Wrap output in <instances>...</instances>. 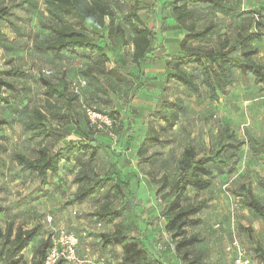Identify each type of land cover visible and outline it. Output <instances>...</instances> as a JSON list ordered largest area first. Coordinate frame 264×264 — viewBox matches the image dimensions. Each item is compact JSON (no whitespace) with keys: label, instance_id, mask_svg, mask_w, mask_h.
<instances>
[{"label":"trees","instance_id":"1","mask_svg":"<svg viewBox=\"0 0 264 264\" xmlns=\"http://www.w3.org/2000/svg\"><path fill=\"white\" fill-rule=\"evenodd\" d=\"M212 1L214 0H179V3H183H176L173 7L176 22L185 31V35L180 42L179 52L172 55L165 66L164 81L166 84L176 82L182 85L188 94L194 96L206 90L209 98L216 101L222 95H227L234 87L236 73L243 76L252 75L256 83H264V65L259 61L260 48L257 45V42L264 38V18L259 13L249 12L253 17L251 27L247 29L241 27L235 36L224 34L218 48L194 46V43L207 40L213 35L216 27L209 24L204 28H198L195 23L190 22L194 16V9L188 4ZM15 8H27L32 12L41 11L40 30L33 39V49L40 55L51 57L55 53L76 54L78 50L89 51L90 54H86V57L91 59L92 64L82 71L87 78L97 77V73L124 77L125 67L118 65L116 69L112 68L113 61L108 47L101 43L103 37L107 35H119L126 44H132L133 61L141 67L138 74L129 72L131 79L138 82L137 89L145 86L142 66L154 50L155 31L142 17L137 1L125 12L122 23L119 24L116 23L114 8L104 0H23ZM14 16L15 12L10 8L0 10L1 20H9ZM70 18L74 21H70ZM42 31L47 34L46 39L39 37ZM127 35L129 39L126 38ZM189 67H193L194 71L188 72ZM25 74L26 71L16 66L5 72L9 78L22 77ZM45 74L46 71H42L40 75L44 87V105L20 111L23 129L33 138L39 137L42 140L51 139L53 136V121L59 120L58 113L62 111L59 101L64 100L69 108L78 98L76 92H70L73 82L67 80L64 75L53 81L47 79ZM9 78L0 76V107L12 104L10 96L4 92V89L7 91L15 89V81ZM155 102L152 103L154 105L150 107L148 114L150 119L148 134L141 138L136 154L143 162L151 165L156 162L157 153L147 156L150 149L169 145L170 141L166 139L164 133L178 125L188 107L181 96L175 99L156 97ZM138 117L140 114H137L134 120H138ZM151 120L160 121L164 126L158 130ZM7 124H9L7 118L1 117L0 130ZM75 126L77 138H69L65 146L57 147L49 141V144L41 146L34 153L35 156H28L22 152H14L11 155L18 175L28 172L34 174L38 181L37 188L23 200L33 202L43 196L49 184V175L57 173L65 161L75 167L73 182L78 186L68 200V205L86 201L96 202L99 199L93 217L97 223H115L124 216L129 205L136 209L134 205L136 196L131 183L129 180L122 181L117 164L113 169L107 168L103 172L98 166L85 161V154H90L92 160L97 154L100 155V146L84 141L86 137L83 129L78 124ZM118 136L120 142L121 136ZM245 144L246 141L239 138L235 130L228 125L220 127L217 144L214 147L207 144L203 155L187 138L178 159L177 176L173 180L167 173L156 177L155 183L159 185L157 195L161 200L160 216L165 220L166 234L185 264H204L203 256L193 253V249L202 243L204 238L191 230L201 224L199 214L208 207V201L200 198L201 193L214 185L217 176L234 172L235 166L231 165L229 160L236 158ZM111 147L115 151V148ZM1 150L0 144V152ZM240 189L246 198L247 207L264 220V204L251 188L242 186ZM2 192L3 188L0 186V214L5 211ZM191 195H194V198H190ZM118 199L124 201L123 206L114 205V201ZM39 229L38 225L27 229L22 226L16 227L13 221L8 222L4 230L0 229L2 264H29L24 259L23 252L34 240ZM109 246L122 248L124 264H154L144 243L132 236L122 222L116 223L112 232L101 234V247ZM50 247L51 236L40 242L30 264H45ZM255 257L264 259V256ZM104 262L112 263L108 260ZM55 264L66 262L59 260Z\"/></svg>","mask_w":264,"mask_h":264},{"label":"rangeland","instance_id":"2","mask_svg":"<svg viewBox=\"0 0 264 264\" xmlns=\"http://www.w3.org/2000/svg\"><path fill=\"white\" fill-rule=\"evenodd\" d=\"M22 1L0 0V10L10 8L15 12V16L9 20L0 19V76L9 78L5 72L14 66L26 71L22 77L9 78L15 81L14 90L4 89L5 94L10 96L12 104L0 107V118L5 117L9 121V124L0 130V144L7 148L5 153L1 150L3 156H0V168L1 166H7V168H5V175H1L3 178L0 181L6 182L5 178H18V182L9 184L13 192H24L33 184L30 176L22 173L18 175L11 155L14 152H26L28 156L35 153L33 138L22 128L21 121L17 120V114L23 109L44 105V89L40 81L42 71L49 72L45 76L53 81H57L61 75L73 83L85 78L87 83L77 93L78 98L69 108L64 100L59 101L62 111L58 113L59 120L53 121L54 132L50 143L57 147L65 146L69 138L76 135L75 124H78L85 133L84 141L100 146L101 153L97 154L93 160L90 154H85L86 162L93 163L104 172L107 168L110 170L114 168L120 155L128 156L127 168L124 172L128 174L132 172L139 176L146 175V178L141 176L148 181L145 183L139 180V186L144 191L152 190V194L156 196L159 186L155 183L156 177L159 178L163 173H167L173 180L177 176L178 159L187 138L203 155L207 144L211 147L217 144L220 127L225 125L232 127L237 136L246 141V144L236 158L229 160V163L235 166L234 172L216 178L217 191L230 200L232 210L239 214L236 232L229 233L228 240L232 242L237 239L254 256H264V220L247 207L246 198L240 189L242 186L251 188L264 204V83H256L252 75L243 76L241 73H236L234 87L227 95H222L216 101L209 98L206 90L194 96L188 94L185 88L176 82L166 84L164 75L165 66L169 60L167 57L179 52L181 39L185 35V31L178 26L173 12V7L179 3V0H104L114 8L117 24L122 23L125 12L137 1L142 17L155 31L153 44L154 47L156 45V55L149 56L148 61L142 66L145 86L137 89L138 82L136 80L133 82L129 72L138 74L141 67L133 61L132 44H126L119 35H107L103 37L101 43L108 47L113 61L111 67L116 69L118 65H123L125 75L118 78L112 74L97 73V77L87 78L82 71L92 64L91 59L86 57L89 51H79L76 54L55 53L51 57L35 52L33 39L36 32L40 30L39 21L42 14L41 11L32 12L27 8H15ZM188 5L194 9V16L190 22L195 23L198 28H204L209 24H214L216 27L213 35L207 40L194 43V46L205 48H218L224 34L229 33L235 36L241 27L250 28L253 17L249 15V12L259 13L264 18V0H214L211 3ZM70 21L73 22L74 19L70 18ZM39 37L46 39L47 34L42 31ZM126 38L129 39V35ZM261 46L264 54V40ZM259 61L264 65V55ZM187 70L193 72L194 68L189 67ZM70 92L74 93L72 88ZM178 96L184 98L188 106L187 110L182 114L178 125L164 133L166 139L170 141L169 145L155 146L150 149L147 156L157 153L156 162L152 165L147 164L136 154L141 138L149 131L150 107L156 103V97L175 99ZM87 108L113 115L115 132L121 136V141L114 147L116 152L111 147L109 131L90 125ZM137 114H140V117L134 120ZM151 123L158 130L164 126L162 122L156 120H151ZM134 162L135 164H132ZM134 167L138 169L135 170ZM132 168L133 171H131ZM134 183L136 184L137 181L134 180ZM68 184L71 189L70 179ZM225 185L226 188H224ZM190 198H194V195ZM97 202L99 199L92 204L96 206ZM123 204L124 201L120 199L114 201L116 207H121ZM152 208L160 209L154 205ZM88 214L84 211L82 217H85L89 224H96L97 220L92 214ZM147 215L141 209L134 210L129 205L124 216L119 220L130 232L140 233L139 225L153 224ZM154 219L159 220V217ZM218 222L223 227L227 220L221 219ZM156 230L159 233V243L169 247L174 245L171 244L172 240L160 224H157ZM149 247L156 248L152 245ZM193 253L198 254L196 247ZM229 253L228 246L221 245V251L218 253L221 254L220 260H228ZM81 259L83 260V257ZM102 259L106 260L102 257L98 262L101 263Z\"/></svg>","mask_w":264,"mask_h":264},{"label":"crops","instance_id":"3","mask_svg":"<svg viewBox=\"0 0 264 264\" xmlns=\"http://www.w3.org/2000/svg\"><path fill=\"white\" fill-rule=\"evenodd\" d=\"M263 40L264 38L257 42V45L260 48L259 59L264 55L261 46ZM155 47L152 52L153 55H156ZM79 51L84 50H78L77 52ZM152 54L150 56H152ZM170 58L171 56L167 57V59ZM20 115V113L17 114V120L19 121ZM20 125L22 126V123H20ZM71 138L76 139L77 137L76 135H73ZM49 141L50 139L42 140V138L34 137L33 142L35 144V152L41 146L49 144ZM2 151L4 153L7 152L6 146L2 145ZM3 152H0L1 157L3 156ZM23 153L26 154V152ZM32 156L35 155L33 154ZM127 159L128 156L120 155L116 160L117 167L121 171L120 175L122 176V181H130L132 190L136 196L134 202L136 210L141 209L143 212L147 213V216L153 222V224L149 225H139L140 233L130 232L126 227L127 231L144 243L151 259L154 260V264H185L180 255L176 252L173 243H171L173 245L172 247L162 245L163 247L159 248V233L156 230V226L157 224H160L165 231L166 223L160 216L159 209L152 208V205L159 208L161 200L158 195L155 196L152 194V190H141V186H139L140 184L138 182L140 180L146 183L148 180L142 178V176H145L146 178V175L140 174V176L142 175L140 177L132 172L130 174L124 172V169L127 168ZM132 164H135V162ZM5 168H7V166H1L0 168V179L3 178L1 175H5L6 173ZM134 169L136 170L138 168L134 167ZM134 169L132 168L131 171ZM75 171V167L71 163L64 161L57 173L49 175V184L45 188L44 195L33 202L25 201L23 198L37 188L38 181L34 174L28 172L23 173L33 179L32 186L24 192H13L12 188L9 187L10 183L15 184L18 182V178H5L6 182L1 180L0 186L3 188L2 198L5 211L0 214V229L4 230L7 223L10 221L15 222L16 227L22 226L25 229L36 225L40 227L34 240L23 252L24 259L27 260L29 264L33 260L35 250L40 242L46 240L54 233V231L60 229H67L79 235L80 246L78 255L80 258L83 257V264H101L98 261L102 257H105L109 262L124 264L122 260L123 251L120 246L101 247V234L104 232H112L115 224L122 221L117 220L115 223L103 224L102 227H99L98 223L92 225L82 216H84V211H87V213H89L88 215L95 212L98 205L94 206L92 204L94 201L68 205V200L72 197L78 187L77 184L73 182ZM69 179L72 182L71 189L68 184ZM134 180L137 181L136 184L134 183ZM154 196L155 199L153 198ZM200 198H205L208 201V207L199 214V218L202 220L201 224L192 230V232L199 233L204 238V241L196 246L198 254L203 256L204 264H233L236 255L235 248L233 247L234 241L229 242L228 238L229 233L236 232V222L239 214L235 210H232L230 200L217 191L216 180L210 189L201 193ZM49 217L52 218L51 221H48ZM154 217H159V220H155ZM221 219L227 220V222L223 224V227H221V223L218 222ZM165 232H163V234ZM146 240H148V242H146ZM150 245L156 248L151 249L149 247ZM221 245L228 246V250L230 251L228 260H220L221 257L219 256L222 253H218L221 251ZM226 257L227 255L225 258ZM0 264H2L1 259Z\"/></svg>","mask_w":264,"mask_h":264},{"label":"built area","instance_id":"4","mask_svg":"<svg viewBox=\"0 0 264 264\" xmlns=\"http://www.w3.org/2000/svg\"><path fill=\"white\" fill-rule=\"evenodd\" d=\"M46 73H49L46 71ZM86 80L79 79L72 84V89L74 92L79 93L81 88L86 84ZM87 115L91 125L96 126L99 129H105L109 131L111 135L112 146L115 147L119 144V136L114 131V120L112 116L104 111L97 109L87 108ZM227 186L225 185L224 188ZM50 221L51 218L49 217ZM99 227L103 226V223H98ZM163 244H159V248H162ZM80 237L74 232H68L64 229L55 231L51 235V247L48 252V256L45 264H55L59 260H65L68 264H83L79 255ZM233 247L235 248V258L233 264H264V259L256 258L246 247L242 245L239 240H234ZM102 264L105 263L101 260ZM113 264V263H110Z\"/></svg>","mask_w":264,"mask_h":264}]
</instances>
